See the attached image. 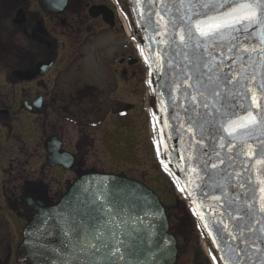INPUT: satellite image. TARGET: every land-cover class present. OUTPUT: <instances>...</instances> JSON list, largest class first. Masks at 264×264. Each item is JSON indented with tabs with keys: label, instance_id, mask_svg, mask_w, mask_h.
Listing matches in <instances>:
<instances>
[{
	"label": "water",
	"instance_id": "95a60500",
	"mask_svg": "<svg viewBox=\"0 0 264 264\" xmlns=\"http://www.w3.org/2000/svg\"><path fill=\"white\" fill-rule=\"evenodd\" d=\"M116 2L146 65L145 100L159 164L186 202L214 263L264 264V52L259 28H250L248 39L235 32L237 39L231 42L226 37L201 38V47L195 48V40L186 47L181 37L187 41L189 24L205 19L196 14L208 12L199 6L204 0H192L194 11L188 0ZM39 3L48 12L61 13L69 0ZM104 18L112 24L105 13ZM242 49L247 51L242 52L240 72ZM194 52L202 56L198 71L205 74L207 89L196 81ZM225 73L230 80H224ZM41 102L42 97L24 105L32 110ZM62 144L58 136L46 139L47 164L68 170L75 156L63 151ZM20 204L32 214L22 230L16 264L178 261V241L170 232L166 206L136 179L90 171L52 204L31 193L23 194ZM100 234L99 250L90 247Z\"/></svg>",
	"mask_w": 264,
	"mask_h": 264
},
{
	"label": "flooded vegetation",
	"instance_id": "af4514ba",
	"mask_svg": "<svg viewBox=\"0 0 264 264\" xmlns=\"http://www.w3.org/2000/svg\"><path fill=\"white\" fill-rule=\"evenodd\" d=\"M95 13L101 14L93 16ZM104 13L112 24L105 21ZM8 41L13 43L7 44ZM74 51L76 56L70 59L69 55ZM46 66L49 68L44 74H40ZM0 68L4 71L7 82L14 83L11 85L24 81L40 85V92L28 96L32 98L28 99L24 93L20 107L24 108L26 101L31 105L42 97L41 107L31 110L39 114L38 119L44 115V107H47L45 104L48 102V108L65 121L66 125L57 127L53 125L57 124L54 122L47 127L53 130L47 138L58 136L63 143L62 150L74 154L75 162L71 168L75 173L74 178L80 174L79 170L102 169L85 167L91 149L95 145L96 150L97 145V140L88 132L95 130L111 114L133 116L137 100L142 102L144 108L146 85L143 73L146 69L138 51L128 40L117 6L111 0H69L61 13L44 10L39 0H0ZM53 72L55 75L50 79ZM124 84L130 90H127L126 96L120 97L118 90ZM0 114H9V110L1 109ZM10 114L12 115L11 112ZM144 114L146 115L145 109ZM145 123L147 125V116ZM72 124L80 128V134L75 137L73 149L68 150L64 148L65 133L72 129ZM39 125L42 131L43 124ZM85 140H88L86 146L82 147L88 151V155L80 168L77 165L81 158L78 154L80 145ZM14 160L15 158L12 161ZM47 167L51 171L52 167ZM6 173L11 176L14 174L11 164L3 171V175ZM13 180L14 178L11 182ZM15 180L22 184L14 189V206L8 203L4 195L3 200L20 220L27 221L31 216L20 204L23 194L31 193L42 200L40 196L43 195L44 183L48 185L50 200H57L63 193H54L50 182L44 179L19 177ZM3 181L7 184L6 179H2V183ZM39 181H43V184ZM167 213L171 232L178 240L179 259L176 264H212L205 249L201 253L193 244L192 239L198 237L199 232L185 203L179 198L175 199L173 204L167 205ZM184 247L187 248V253L192 251L191 259L180 260ZM15 250L13 244H10L7 255L0 257V261L3 264H16Z\"/></svg>",
	"mask_w": 264,
	"mask_h": 264
},
{
	"label": "rangeland",
	"instance_id": "374dc122",
	"mask_svg": "<svg viewBox=\"0 0 264 264\" xmlns=\"http://www.w3.org/2000/svg\"><path fill=\"white\" fill-rule=\"evenodd\" d=\"M55 24H57V21H55ZM9 43H13V41H8L7 44ZM75 56V51L72 55H69L70 59ZM54 75L55 72L50 75V79ZM140 78H142V75ZM143 78L145 79V73H143ZM11 84L14 83L7 82L4 71L0 68V110H9V114H0L1 258L7 255L10 244H13V248L16 249L17 244L21 242L22 230L26 222L23 219L20 220L4 203L2 179H6V189L8 191L15 189V187H20L22 184L15 178L20 177L22 179L25 175L23 177H26L25 179H44L46 182H50L53 192L59 194L66 190L67 185L74 178L73 174H75L74 171H66L61 167L52 168L50 171L45 163L47 154L43 148L44 141L53 132L47 127L49 128L54 122L57 123L53 124L54 126H63L66 125L65 121L48 108V102L45 104L47 107H44V115H41V119H38V113L26 110L22 106L20 107L21 98L25 96L24 93L30 99L32 97L28 96L36 95L42 90L40 85L31 81L19 82L17 85ZM128 89L126 84L120 85L119 96H126ZM130 98L133 97L130 96ZM135 104L136 109L133 111V116H118L119 113L111 114L95 130L88 132L95 141L97 140V145L96 150L95 145L91 149L85 167L102 168L110 172L117 170V172H123L129 177L144 181L145 184L159 194L162 202L169 206L180 196L177 195L173 182L163 173L154 158L152 142L149 138L148 129L145 127L147 125L145 123L146 115L144 114L143 104L140 100H137ZM39 123L43 124L44 129L42 131ZM71 127L72 131L66 130L65 133L66 142L64 148L68 150L73 149L75 137L80 134L79 127L73 124ZM9 164L14 170L12 176L15 181L13 180L12 182L11 174L6 173L3 175V171ZM19 172L22 174L18 177L17 174ZM201 240L200 235L192 239L195 248L202 253L204 244ZM192 257V251L187 253V248L184 247V250L181 251L180 260L191 259Z\"/></svg>",
	"mask_w": 264,
	"mask_h": 264
},
{
	"label": "snow or ice",
	"instance_id": "6c2138e0",
	"mask_svg": "<svg viewBox=\"0 0 264 264\" xmlns=\"http://www.w3.org/2000/svg\"><path fill=\"white\" fill-rule=\"evenodd\" d=\"M184 0H181V4H183ZM202 8H207L208 12L204 13H196L197 15H203L205 17L204 20H197L195 25L189 24L187 27V35L188 40L185 41L183 35L181 37L182 42L185 46H188V41L195 40V48L201 47V38L205 40H215L217 38H228L229 41L233 39H237L233 34L235 32H241L245 39L251 38L252 33L249 31L253 26H257L259 28L258 38L261 44L260 51L264 52V0H204V3L199 5ZM188 8L189 10H193L192 0H188ZM259 10V15L257 14ZM190 19V18H189ZM206 25V27H205ZM195 32L199 33V36H195ZM253 51L256 49L253 48ZM247 51V49H242L240 53V63L241 68L236 70L243 72V58L242 52ZM194 60V68L193 72L196 74V81L201 87L207 89L209 86L205 84L202 80L203 75L202 72H199L198 69L200 67V62L202 61V56L197 53H193ZM249 59H251L249 57ZM207 67L211 70L212 62H207ZM221 66L217 65V72ZM231 75L228 73L224 74V80H230ZM209 83H212V77H208ZM264 87V85H262ZM213 95H218L215 89H213ZM243 126V125H242ZM264 211V209H262ZM99 232V230H96ZM97 241L96 244H90L89 246L92 248H96L99 250V247L102 246L103 235H97L94 237Z\"/></svg>",
	"mask_w": 264,
	"mask_h": 264
},
{
	"label": "trees",
	"instance_id": "16d2710c",
	"mask_svg": "<svg viewBox=\"0 0 264 264\" xmlns=\"http://www.w3.org/2000/svg\"><path fill=\"white\" fill-rule=\"evenodd\" d=\"M87 141L88 140H85L84 141V144H81L80 146V151H79V153L80 154H78L79 155V157H81L80 159H79V162H78V167H80V168H82L83 167V164H84V161H85V158L87 157V155H88V151L87 150H84L83 149V147H82V145L83 146H86V143H87ZM20 170V169H19ZM21 172V171H20ZM18 173L17 175H20V174H22V173ZM79 172L80 173H83L84 171L83 170H79ZM25 176V175H24ZM23 176V177H24ZM22 177V178H23ZM26 178V177H25ZM24 178V179H25ZM43 181H39V183H42ZM43 184V183H42ZM43 188H44V191H43V195H41L40 196V198L42 199V200H44L46 203H52L53 201L52 200H50L49 198H48V194H47V189H48V185L47 184H43ZM45 191H46V193H45ZM2 192H3V195H4V197H5V199L8 201V203L11 205V206H14V197H15V191H14V189L12 190H10V191H8L7 189H6V183L3 181V183H2ZM0 264H3L1 261H0Z\"/></svg>",
	"mask_w": 264,
	"mask_h": 264
},
{
	"label": "bare ground",
	"instance_id": "6f19581e",
	"mask_svg": "<svg viewBox=\"0 0 264 264\" xmlns=\"http://www.w3.org/2000/svg\"><path fill=\"white\" fill-rule=\"evenodd\" d=\"M111 1L115 3V0H111ZM119 16H120V19L123 22V25L125 27L127 35H130V27L128 25V22H127V19H126L125 15L122 14L121 12H119ZM203 243H204V241H203ZM204 245H205V243H204Z\"/></svg>",
	"mask_w": 264,
	"mask_h": 264
},
{
	"label": "crops",
	"instance_id": "0c3cea01",
	"mask_svg": "<svg viewBox=\"0 0 264 264\" xmlns=\"http://www.w3.org/2000/svg\"><path fill=\"white\" fill-rule=\"evenodd\" d=\"M115 171H117V170H115Z\"/></svg>",
	"mask_w": 264,
	"mask_h": 264
}]
</instances>
